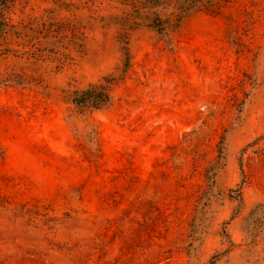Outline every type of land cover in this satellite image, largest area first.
Returning <instances> with one entry per match:
<instances>
[{"label": "rangeland", "instance_id": "obj_1", "mask_svg": "<svg viewBox=\"0 0 264 264\" xmlns=\"http://www.w3.org/2000/svg\"><path fill=\"white\" fill-rule=\"evenodd\" d=\"M135 1L0 0V264H264V0Z\"/></svg>", "mask_w": 264, "mask_h": 264}, {"label": "trees", "instance_id": "obj_2", "mask_svg": "<svg viewBox=\"0 0 264 264\" xmlns=\"http://www.w3.org/2000/svg\"><path fill=\"white\" fill-rule=\"evenodd\" d=\"M136 7L143 13V17L149 21V27L163 32V27L158 22L162 16L157 13H169L179 15V21L192 12L206 11L212 14H218L221 9L231 0H136ZM167 15V14H166ZM113 79H105L103 83L91 84L88 88L77 90L73 96V105L79 110H102L112 105ZM251 225L247 226L246 233L254 242L255 238L264 228V203H259L251 212ZM212 264V263H210Z\"/></svg>", "mask_w": 264, "mask_h": 264}]
</instances>
